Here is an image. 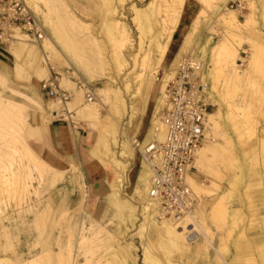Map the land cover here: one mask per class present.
Instances as JSON below:
<instances>
[{
  "label": "rangeland",
  "instance_id": "1",
  "mask_svg": "<svg viewBox=\"0 0 264 264\" xmlns=\"http://www.w3.org/2000/svg\"><path fill=\"white\" fill-rule=\"evenodd\" d=\"M20 1L37 18L43 37L32 38L22 30L9 29L10 37L0 40V79L3 80H0V102H10L28 113L24 138L37 155L31 140L26 138L32 117L39 116L31 111L36 103L40 102L45 109L48 105L54 106L50 111L45 110L46 115L54 113L57 118L83 122L87 128L100 134L111 130L110 116L115 117L111 106L122 107L124 102L126 111L117 121L116 142L114 145L109 140V143L104 142L103 155L98 158L102 163L108 153L105 151L109 149L114 152L115 159L127 164V168L119 196L110 189L111 210L102 199L99 209L93 211L85 197L83 171L79 168L75 174L67 172L64 180L53 187L48 182L49 172L43 171L44 181L31 175L34 178L31 187L23 196L0 183V264H147L143 262L145 249L161 264H264V0H222L221 3L220 0H108L113 5L110 9L114 7L116 10L115 19L121 22L120 28L110 22L114 15L104 10L106 0H38L37 4L30 0ZM33 5L40 11L37 12ZM146 6L147 10L143 12L148 15L160 11L159 26L153 28L151 34L140 28L134 11L135 8L144 10ZM225 11H233L239 22L248 20L246 29L228 31L221 21ZM69 17L73 20L67 19ZM182 26H185L186 35L178 53L171 64L163 67L168 44ZM123 28L125 32L121 30ZM167 32L171 33L167 35ZM154 36L155 41L152 40ZM48 39L54 47L47 43ZM20 42L24 43L25 49L21 73L15 78L11 72L15 61L8 47L17 48L19 45L20 49ZM154 42H157V48ZM222 44H231L238 50L235 71L224 63ZM48 45L51 48L47 49ZM112 55L120 56L122 64L127 65L125 71L118 74L113 67ZM253 55L258 56L257 65L252 63ZM180 59L203 66L200 83L205 88L207 115L205 139L200 149L215 143L222 148L220 152L214 150L217 155L201 165H197L194 158L188 176L201 188L197 193L189 186L196 201L189 215H194L201 228L203 246L199 251L194 248L182 255L164 252L148 239L149 227L141 215V207L149 205L148 174L146 172L140 189L135 192L137 177L145 167L141 164L139 148L134 143L133 146L128 144L123 131L129 125L128 120L133 119L141 100L135 83L136 77L144 74L142 65L160 64L157 78L162 79L158 82L162 85L165 79L166 83L173 81L170 79L174 78L175 65ZM104 62L112 65L110 71L102 66ZM188 73L195 74V71L189 69ZM89 74L94 80L88 78ZM51 77H56L59 89L67 93V101L46 95L42 86ZM127 81L131 85L128 91ZM161 91L153 103V122L164 89ZM88 103L98 107V124H90L79 118V114L75 115L81 113L82 107ZM216 110L222 114L217 129L208 126L207 121L208 114H214ZM72 115L74 118L70 117ZM8 130V125L0 121V138ZM13 146L20 148L21 144L15 142L0 148L1 169L13 160L20 161L11 153ZM106 164L112 166L109 161L105 163L106 169ZM69 167H64V171ZM130 168V173L134 171L133 180L128 179ZM139 195L142 198H137ZM148 207L152 210L151 205ZM133 209L135 213L131 217ZM224 211L229 215L226 216ZM150 216L158 224L162 223L155 220L153 210ZM83 229L87 233L81 231ZM111 253H117V256Z\"/></svg>",
  "mask_w": 264,
  "mask_h": 264
},
{
  "label": "bare ground",
  "instance_id": "2",
  "mask_svg": "<svg viewBox=\"0 0 264 264\" xmlns=\"http://www.w3.org/2000/svg\"><path fill=\"white\" fill-rule=\"evenodd\" d=\"M32 1V3L34 4H37L38 0H30ZM29 1V2H30ZM48 1V0H47ZM53 1V0H52ZM104 1V0H103ZM103 1H102V4H103ZM217 1V0H216ZM222 0L219 1V3H221ZM226 1V0H225ZM50 2V1H49ZM51 3V2H50ZM120 3V2H119ZM217 3V5L219 4ZM29 4V3H28ZM48 4V3H47ZM152 4V3H151ZM111 2H109L108 0H106L104 2V6H105V9L104 10H107L109 13L111 12L114 16L112 17V15L110 16V18L112 17V21L110 22H113L115 25V27H119V25H121L120 21L116 20L115 19V16H116V10L115 8L113 7L112 9H110V6H111ZM34 6V5H33ZM48 6V5H47ZM104 6H102L104 8ZM113 6V5H112ZM153 7V6H152ZM155 7V6H154ZM157 7V6H156ZM34 9L39 12V8L38 6H34ZM50 9V8H49ZM48 9V10H49ZM149 9V7H148ZM153 9V8H152ZM54 10V9H53ZM52 10V11H53ZM147 10V6L146 8L143 10V9H138V8H135L134 11H135V15H136V19L138 20L137 22L140 23V28L143 30H146L150 32H152L153 28H156V26L159 24V20H158V16H159V10H155V12H151L150 15L146 14L145 11ZM51 11V12H52ZM107 11H104V12H107ZM147 11V13H148ZM166 11V10H165ZM164 11V13H165ZM50 12V11H49ZM163 12V11H162ZM39 14V13H38ZM70 14V13H69ZM105 13H103L104 15ZM161 14V13H160ZM237 14V13H236ZM66 15V14H65ZM73 15V14H72ZM234 12H230V11H225L224 14H222L221 16V21L223 23V25L225 26V28H227L228 31H231L233 32L234 30H237L240 28V30L242 29H246L247 25H248V20L244 21V22H239L237 20V18L234 16ZM70 16V15H69ZM105 16V15H104ZM108 16V15H107ZM74 18V17H72ZM108 18V17H107ZM67 19H70V20H73L71 19L70 17L67 18ZM105 19V18H104ZM220 20V19H219ZM69 21V20H68ZM105 21V20H104ZM107 21H109L107 19ZM105 21V22H107ZM74 22V21H72ZM106 25V24H105ZM163 25V24H162ZM159 26V25H158ZM166 26V25H165ZM105 27V26H104ZM162 27V26H161ZM107 28V27H106ZM140 29V30H141ZM163 29V28H162ZM125 32V29H121ZM139 30V31H140ZM143 30V31H144ZM161 30V29H160ZM166 30V29H165ZM239 30V31H240ZM155 31V30H154ZM169 31V30H168ZM148 32V33H149ZM158 32V31H157ZM141 33V32H140ZM171 32H167V35L170 34ZM145 34V33H143ZM159 34V33H158ZM164 34V33H163ZM239 35V34H238ZM143 36V35H142ZM148 36V34H147ZM151 36V35H149ZM163 36V35H162ZM166 36V35H165ZM233 36V35H232ZM236 36V35H235ZM23 37V36H21ZM21 37H18L19 40ZM27 37V36H26ZM109 37V36H108ZM112 37V36H110ZM141 37V36H140ZM145 37V36H143ZM169 37H171V35H169ZM238 37V36H237ZM113 38V37H112ZM111 38V39H112ZM142 38V37H141ZM140 38V39H141ZM163 38V37H161ZM168 38V36H167ZM24 40V38H21ZM110 39V38H108ZM110 39V40H111ZM156 39V36H154V40L155 41ZM165 39V38H164ZM91 40V39H90ZM114 39H112L113 41ZM158 40V39H157ZM156 40V41H157ZM160 40V39H159ZM169 40V39H168ZM26 41V40H25ZM89 41V39H88ZM94 42V40L92 39L91 42ZM234 41V40H233ZM90 42V41H89ZM92 42V43H93ZM126 42H127V39H126ZM143 42V41H142ZM167 42V41H166ZM19 43V42H18ZM27 43V42H26ZM47 43L54 47L53 45V42H51V40H47ZM111 43V41H110ZM149 43V42H148ZM150 43L152 44L151 40H150ZM163 43V42H162ZM232 43V42H231ZM150 44V45H151ZM155 44V42H154ZM159 44V43H158ZM13 45V44H12ZM47 47L48 48H51V47ZM93 45V44H92ZM143 45V44H142ZM149 45V46H150ZM156 48H157V42H156ZM162 44H160L161 46ZM222 57L225 59V64H229L227 66H229L230 68H232V70H234L235 68V59L238 57L237 55V49L234 48V46H232L231 44H227V45H224L222 44ZM19 47V45H17ZM99 46V45H98ZM163 46V45H162ZM18 47L16 48V46H13V47H8V48H11L9 50L10 54L12 55V58L14 59L15 63L13 65V74H14V77L15 75H18V73H21L19 72L21 70V67H22V53L25 49V46H24V43H21L20 42V49H18ZM97 47V46H96ZM153 47V46H152ZM45 48V47H44ZM164 48V47H163ZM98 49L100 50V48L98 47ZM149 49V48H148ZM154 49V48H153ZM160 50V49H159ZM164 50V49H163ZM258 52V51H257ZM146 53V52H145ZM259 53V52H258ZM115 54V53H114ZM150 54V53H149ZM160 54V53H159ZM161 54H164V53H161ZM256 54V52H255ZM10 55V56H11ZM257 55V54H256ZM113 56V55H112ZM114 57V56H113ZM147 58V57H146ZM150 58V57H149ZM145 59V58H144ZM148 59V58H147ZM113 60V59H112ZM121 58L119 55L115 56L114 57V60L112 61L113 64L115 63V65H113L114 69L119 73H122L123 70L125 71V68L127 67V65H123L121 62ZM146 61V59H145ZM150 61V60H149ZM101 62V60L99 61ZM107 62V61H106ZM106 62H104L102 64V66L106 69V71H110L112 67V65H108ZM147 62V61H146ZM149 63V62H148ZM252 63L254 65H257L258 64V56H255L253 55L252 57ZM145 64V63H144ZM160 65V64H159ZM159 65H142V70H143V73L144 74H138L139 76L136 77L138 78V80H136V92H138V94H141V97H142V93H143V90L144 88L147 86H150L151 88L153 87L154 89L157 87V85L155 84V82H161L162 79H159L157 78V74H158V71H159ZM226 65H223V66H226ZM133 67L135 68L136 65H133ZM103 68V69H104ZM24 69V68H23ZM104 69V70H105ZM189 69H192L195 71V74H190L188 73L189 72ZM90 70V69H89ZM202 70H203V66L200 64V63H195V62H190V61H187V60H182L180 59L179 61L176 62V65H175V75H174V78L171 77L170 80H173L171 81L170 83H166L167 82V79H165L164 83L162 85H159L158 86V93H161L162 89H164V92L163 94L161 95V100H160V105H159V111L157 113V116H156V121L155 123L153 124V127H152V131H151V135H150V139L147 143L145 144H138L136 142H133L135 144V147H138L140 149L141 152H143L145 150V148L147 147V145H149L150 143H152L153 141H157V142H161L163 141L164 137H165V131H166V128L164 126V124H162L161 120H160V110L163 108V103H164V99H165V93H166V87L171 84L172 82L175 81V78L177 77L178 73H180L181 71L183 73H185L186 75H188V78L189 80L192 81V83L194 82L195 85H196V88H197V92H196V95L197 96H201L203 97L204 99V96H205V88L203 85H201V78H200V75L202 73ZM235 71V70H234ZM237 71V70H236ZM26 71H24V74H25ZM105 72V71H104ZM147 72V74H146ZM43 73V72H42ZM95 74V72H93ZM111 73V72H110ZM107 74V73H106ZM128 74V73H127ZM131 74V72H130ZM88 75V74H87ZM108 75V74H107ZM111 75V74H109ZM129 75V74H128ZM137 76V75H136ZM18 78H21L19 76H17ZM111 77V76H109ZM16 78V77H15ZM90 80L93 79L94 77H92L91 74H89V77H88ZM127 78V77H126ZM108 79V78H107ZM1 80V79H0ZM16 80V79H15ZM94 80V79H93ZM110 80H112L113 82V78H110ZM3 82V80H1ZM19 82V81H18ZM21 82V81H20ZM91 82V81H90ZM115 82V81H114ZM193 83V84H194ZM200 87L202 89H200ZM2 88V87H1ZM131 88V85H129V82L127 81L126 82V91H128L129 89ZM130 93V92H128ZM127 93V94H128ZM110 97V96H109ZM120 97V96H119ZM134 97V96H133ZM132 97V98H133ZM138 96L136 95V98ZM121 98V97H120ZM135 98V99H136ZM1 99V97H0ZM55 100V99H54ZM57 100V99H56ZM116 100V99H115ZM133 100V99H132ZM117 101V100H116ZM117 103V102H116ZM56 104V103H55ZM60 104V103H59ZM58 104V105H59ZM57 105V104H56ZM67 105V104H66ZM37 106V105H36ZM113 108L111 109H114V113H115V117L113 116H110V120L109 121H112V125H111V130H105L104 133H100L98 136H100L101 138V141H102V144L104 142H110V144L114 145L115 142H116V128H117V121L123 117L125 111H126V105L124 104V102H122V107H119L117 105H114V106H111ZM48 108L49 110H52L54 109V106H51V105H48ZM47 108V109H48ZM57 108V107H56ZM131 109V108H130ZM82 112L81 113H78L76 112L75 115H78L79 114V118L82 117L84 118V120H86L88 123L90 124H98V107L97 105L95 104H86L82 107ZM241 111V110H240ZM221 113V112H220ZM245 113V112H244ZM81 114V115H80ZM106 114V113H105ZM242 114V113H241ZM207 115V114H206ZM243 115V114H242ZM74 115L71 116V118L73 117ZM131 116V115H130ZM74 118V117H73ZM77 118V117H76ZM131 118V117H130ZM206 118V116H205ZM222 118V114L220 115L219 114V111L216 110V112L214 114H208L207 116V121H208V126H212V128H216L219 127V122ZM226 118V117H225ZM244 119H246V117H243ZM242 118V119H243ZM27 119H28V113H26V111L21 108V107H17V106H14L12 103L10 102H0V121H3L5 122L7 125H8V133L4 136H1L0 138V148L1 147H7V145L9 144H14L15 142L16 143H20L21 144V147L18 148V147H14L13 146V150H12V155H15V156H18L20 158V161H16V160H13L14 162H9L8 165H3L2 166V173H0V183L3 184L5 187H11L13 189V191L15 190V192L17 194H20V195H26V193H28V189L31 187L30 184H31V180H33L34 178H31V175H35L37 176V178L39 180H42L44 181V174H43V171H47L49 172V178H48V182L50 183V185L53 187L55 186L57 183L61 182L63 180V173H60L58 171H56L55 169L51 168L45 161H43L42 159H40V157L38 155H36L31 149L30 147L26 144L24 138H23V131H24V128H25V125L27 123ZM33 121V120H31ZM85 121V122H86ZM206 121V119H205ZM86 122V123H87ZM107 122V121H106ZM250 123V122H249ZM101 124V122H100ZM207 124V123H206ZM102 125V124H101ZM104 125V124H103ZM102 127V126H100ZM109 127V126H108ZM240 127V126H239ZM251 127V126H250ZM103 128V127H102ZM101 128V129H102ZM249 128V127H248ZM104 129V128H103ZM204 139H205V131H204ZM35 140V139H34ZM210 141V140H209ZM108 142V143H109ZM229 142V141H228ZM231 145V144H230ZM108 146V144H107ZM211 146V145H210ZM204 146L200 149L196 151L195 153V161L197 163V165H201L203 164V162H206V161H210L211 158H214L215 155H217V153L214 152L215 151H218L219 149L221 150L222 148H220V146L218 144L215 143V145L213 146ZM230 149V148H229ZM219 150V152H220ZM108 153H107V158H109L110 160V163L112 166H109L110 164H106L107 165V172H108V183L114 188V190H116L117 192L119 191V189L121 188V184L123 182V174L127 168V165L125 163H123L122 161H119L117 159L114 158L113 156V153L114 152H111L109 151V149L106 150ZM17 154V155H16ZM123 154V153H122ZM121 155V154H120ZM124 155V154H123ZM127 156H125L124 158H126ZM27 158V159H26ZM24 159H26L27 161L25 162H22ZM1 161V160H0ZM16 163V165L14 167L13 164ZM3 164V163H2ZM141 164L145 167V170H143V174H142V179L144 180L146 178V172L148 174V178H147V185H146V188H147V199H148V187H149V183H148V180H149V177H150V174H151V171L148 167V165L145 163V161H141ZM73 171L77 170V168L75 169L74 166L72 167ZM70 170V171H71ZM249 172V171H248ZM28 182H25L26 180ZM139 179V178H138ZM30 180V181H29ZM139 182V181H138ZM188 182V184H187ZM186 184L187 186H191L193 188V190L195 192L198 193V191L200 192V188H201V185H199L192 177L190 176H187L186 177ZM110 186V187H111ZM139 186V185H137ZM203 187V186H202ZM190 189V187H189ZM204 189V188H203ZM192 192V191H191ZM117 194V193H116ZM145 195V194H144ZM118 196V195H117ZM138 198H142L140 195L138 196ZM144 198V197H143ZM144 200V199H143ZM149 201V205H151L152 207V210H153V213H154V218H155V214H156V211H155V207L152 205L153 203L150 202V200L148 199ZM196 204V203H195ZM194 204V205H195ZM149 205H143L141 207L142 209V214L141 215H144L143 218L144 220L146 221V223L148 224V227H149V230H148V239L149 241L154 244L156 243L157 246L159 247V249H163L164 252H172V253H190L192 251V249L194 248H198V251L200 249V247H202V241H201V236H202V231H201V228L197 225L198 223L195 221L194 219V215L193 216H190V212L192 211V209L190 211H187L186 213H184L182 216H179V217H173L171 219H163V220H160L159 222H162L160 224H158L157 222L154 221L153 219V216H150V213H151V208H149L148 206ZM220 205V204H218ZM222 206V205H220ZM217 207V206H216ZM222 209V208H221ZM224 209V208H223ZM218 212H219V209H218ZM225 215H226V211H224ZM222 215V214H221ZM229 215V214H228ZM226 215V216H228ZM132 217V215H131ZM225 217V216H224ZM156 221H158L156 218H155ZM164 221H170L168 223H165ZM201 221V220H200ZM164 222V223H163ZM142 224V223H141ZM92 227V226H91ZM205 227V226H204ZM83 228V227H82ZM146 228V227H145ZM89 228H87V231H88ZM101 229V228H100ZM86 230V229H85ZM92 230V229H91ZM83 232H86L83 230H81ZM102 231V230H101ZM91 232V231H90ZM97 232V231H96ZM104 232V231H102ZM208 232V231H207ZM82 233V232H81ZM87 233V232H86ZM89 233V231H88ZM98 233H101L98 231ZM96 234V233H95ZM87 235V234H86ZM109 236V234H108ZM96 237V236H95ZM104 237V236H103ZM82 238V237H81ZM93 238V237H92ZM109 238H111V236H109ZM84 239V238H82ZM101 239V238H100ZM99 239V240H100ZM94 240V238H93ZM98 240V241H99ZM112 240V239H111ZM88 241V240H87ZM84 242V240L82 241ZM104 243V242H103ZM105 245V244H104ZM103 245V246H104ZM109 245V244H108ZM112 245V244H111ZM110 245L111 249L112 246ZM132 246V245H131ZM117 247V246H116ZM133 248V247H132ZM72 249V248H71ZM76 249V248H75ZM123 249V248H122ZM130 249V248H128ZM158 249V250H159ZM207 249V248H206ZM157 250V248H156ZM70 251V250H68ZM115 251V250H114ZM161 251V250H160ZM159 251V252H160ZM71 252V251H70ZM110 252H112V250H110ZM118 252H119V249H118ZM206 252V251H205ZM130 253V251H129ZM144 255H143V262L147 263V264H161V263H158V261H155L152 259L151 255L149 254V251L147 249H145V251L143 252ZM158 253V252H157ZM171 253V254H172ZM127 254V253H126ZM131 254V253H130ZM166 254V253H164ZM112 256H117V253L113 254L111 253ZM120 254H118L119 256ZM128 255V254H127ZM174 255V254H173ZM182 255V254H181ZM180 255V256H181ZM82 256V255H81ZM153 256V255H152ZM173 257V256H172ZM183 257V256H182ZM118 258V257H117ZM120 258V257H119ZM123 258V257H122ZM126 258V257H125ZM124 258V259H125ZM131 258H132V255H131ZM157 257H155L154 259H156ZM174 258V257H173ZM134 259V258H133ZM123 260V259H122ZM130 260V259H129ZM169 260V259H168ZM32 261V260H31ZM173 261V260H172ZM169 262V261H168ZM125 263V262H124ZM186 263V262H185ZM126 264V263H125ZM144 264V263H143Z\"/></svg>",
  "mask_w": 264,
  "mask_h": 264
},
{
  "label": "built area",
  "instance_id": "3",
  "mask_svg": "<svg viewBox=\"0 0 264 264\" xmlns=\"http://www.w3.org/2000/svg\"><path fill=\"white\" fill-rule=\"evenodd\" d=\"M9 29L22 30L32 38L43 37L37 18L20 0H0V40L10 37ZM193 83L181 71L166 87L160 110L165 137L161 142L153 141L147 145L143 152L138 150L141 161H145L151 171L148 199L153 203L155 218L159 221L182 216L196 202L186 177L193 169L195 153L204 141L207 105L203 97L196 95L197 88ZM42 88L48 97L60 101L69 99L67 93L59 89L56 77L45 81Z\"/></svg>",
  "mask_w": 264,
  "mask_h": 264
},
{
  "label": "crops",
  "instance_id": "4",
  "mask_svg": "<svg viewBox=\"0 0 264 264\" xmlns=\"http://www.w3.org/2000/svg\"><path fill=\"white\" fill-rule=\"evenodd\" d=\"M185 35V26H182L173 34L171 41L168 44L162 66L171 64L178 53ZM168 67L169 66L165 68ZM11 72L13 74V66L11 67ZM7 74H9V72H7ZM156 85L157 87L155 89L146 85L141 100L137 104V110L134 113L135 115L133 116V119L128 120L127 124L129 125L127 129H123L129 145L133 146V142L145 144L150 139L152 123H155L152 120L151 114L153 113V103L156 100L159 83L157 82ZM47 108L48 106H46L45 109L42 104L38 102L31 110L39 116L32 117L33 121H30L26 132L27 140H31L32 146L36 152L41 155H38L40 159L45 161L51 168L63 173V180L65 175H68L67 172H69V174H75L76 170H71L73 166L75 169L77 168L78 170L79 168L83 171V176L81 175V177L85 181V197L88 199V204L92 207L93 211L99 209L102 199L107 204L108 209L111 210L112 202L110 189H113L112 192H114L116 196H119L120 189L117 192L107 181L108 172L105 163L110 160L107 158V154L103 157L102 163L98 158L102 156L104 152L102 150L103 144L101 138L98 136L99 134L97 131L95 132L87 128L86 124L83 122H74L66 120L63 117L57 118L54 113L46 115L45 110L50 111L49 108ZM44 115H46V117H44ZM126 143L127 141L124 142V144ZM26 144L28 145L27 142ZM30 149L32 150L31 147ZM105 152L107 153V151ZM67 166H70L69 169L64 171V167ZM131 171L132 168H130L128 179L133 180L134 171L133 173H130ZM142 174L143 171L137 177L135 192L140 189V186L137 185L142 183ZM133 213H135L134 209L131 211V215Z\"/></svg>",
  "mask_w": 264,
  "mask_h": 264
}]
</instances>
